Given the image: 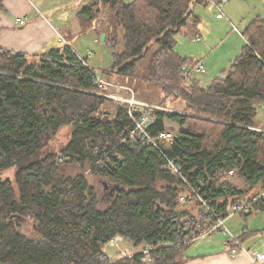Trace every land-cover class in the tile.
Here are the masks:
<instances>
[{"label":"trees","instance_id":"16d2710c","mask_svg":"<svg viewBox=\"0 0 264 264\" xmlns=\"http://www.w3.org/2000/svg\"><path fill=\"white\" fill-rule=\"evenodd\" d=\"M209 4L94 0L78 13L86 22L109 9L107 81L131 76L143 61L144 80L184 100V114L152 112L151 135L167 132L165 120L181 130L161 151L139 136L130 139L134 124L126 105L93 94L94 74L70 47L36 55L31 63L25 54L0 48V264H179L189 245L178 243L216 223L202 208L195 217L190 207L206 203L224 218L233 204L264 187V131L256 125V106H264L258 59H264V20L247 25L248 44L222 77L201 88L188 83L193 73L182 71L197 61L173 47L178 34L197 32L194 8ZM62 127H70V139L56 153L49 144ZM167 160L180 167L181 178L164 169ZM75 166L82 170L69 174ZM85 166L114 187L103 210ZM10 170L11 178L4 177ZM230 171L237 181H219ZM263 211L264 200L254 212ZM24 220L32 221L39 241L21 234ZM115 236L154 247L150 260H109L103 248Z\"/></svg>","mask_w":264,"mask_h":264},{"label":"crops","instance_id":"0c3cea01","mask_svg":"<svg viewBox=\"0 0 264 264\" xmlns=\"http://www.w3.org/2000/svg\"><path fill=\"white\" fill-rule=\"evenodd\" d=\"M39 1L46 5V10H51L56 0ZM92 1L94 0H64L69 8L65 10L64 15L53 18L59 29L67 32L61 34L47 18L46 20L42 19V15L38 14L31 0H1L0 48L13 53L25 54L28 57H36V55L63 46L71 48V44L65 37H73L71 43L74 45L81 38L80 34L86 33L83 30L87 29L88 21L80 19L78 13ZM220 2L221 0H210V4L206 8L196 6L194 13L200 18V23L196 28L197 32L193 34L184 31L178 34L173 47L174 53L182 58L200 62L209 74L216 72L215 78L224 75L222 71L230 66L248 44L243 37V32H240L232 23L233 20L218 10ZM34 15L37 17L34 18ZM49 16L53 17L51 14ZM74 31L78 34H75ZM195 34L200 36L199 39H193ZM225 44L227 45L222 47ZM48 45L56 46L48 49ZM71 50L93 74L100 75L106 82L111 83L105 79V71L100 73L87 64L88 58L92 56L91 51L86 52V57L83 58L73 48ZM220 57L228 60L227 68H222L221 61L217 63ZM187 70L189 71L188 68ZM192 75L195 78L197 74ZM195 83H197L196 78ZM256 125L264 131V119L256 120ZM225 226L237 238L241 247H235L228 236L216 234L213 237H208L211 239L209 241L203 242L206 239L203 238L190 244L185 251L184 260L179 264H251L248 251L251 253L264 252V211L253 212L245 217H231L225 221ZM217 236H221L223 239H216Z\"/></svg>","mask_w":264,"mask_h":264},{"label":"rangeland","instance_id":"374dc122","mask_svg":"<svg viewBox=\"0 0 264 264\" xmlns=\"http://www.w3.org/2000/svg\"><path fill=\"white\" fill-rule=\"evenodd\" d=\"M32 3H34L35 8L37 9L38 14L42 15V19L46 20V18L53 23V26L58 30L59 33H67L66 31H61L62 29H59L58 25L55 24L53 18H57L60 15L65 14V10L68 7V4L64 2V0H56L55 5L52 6L51 10H46V5L43 4L42 1L39 0H31ZM125 3L131 2L132 0H121ZM220 8L218 9L222 14L227 15L231 18L232 23L234 26L241 32H243L246 25L252 20L255 19L257 16H259L262 20H264V0H229L227 3L223 5H218ZM217 6V7H218ZM109 9L107 7H104L102 11L95 15L91 21L87 22V31L83 30L81 33V38H79V41L77 44H72L73 37H65L68 43L71 44V48H73L81 57H86V52L91 51L92 56L88 58L87 64L89 67H91L93 70L99 71L100 73L109 70L111 66V59H112V50L108 47L106 40L111 39L112 35V22L110 20L109 16ZM52 15L51 18L49 15ZM37 17V15H34V18ZM95 18V19H94ZM24 23V21H23ZM98 23V24H97ZM73 32V31H72ZM75 32V31H74ZM80 32V31H78ZM75 34H78L75 32ZM120 36V32H119ZM102 37L103 41H102ZM54 42V41H53ZM119 45L121 46V39L119 41ZM227 44H225L222 47H225ZM56 45H48L47 48L51 49L55 47ZM29 63H31L34 59V57H28ZM221 61L220 64L222 65V68H227L229 66V63L227 59L220 57L217 60ZM219 64V65H220ZM143 65L145 63L142 61L141 63H138L137 69L132 73L131 76L128 77H119L116 82L121 85H126L125 87H128L132 90L129 91L131 94V91L133 95H135L136 101L139 103L144 104H150V105H156L160 110H153L154 111H163V112H170V113H178V114H184V106L185 102L182 98L177 96V92H172L171 94H164L159 86H156L155 84L150 83L146 79L144 80L142 76L145 74V72L142 71ZM206 67V66H205ZM206 72L195 75V78L197 79V83L201 88H207L211 81L217 76V73H211L209 74L207 69H205ZM194 76L191 75L189 77L188 83L195 84ZM121 92L124 91V89H119ZM108 90H105L106 92ZM113 93L115 91H112ZM112 93V96L115 94ZM125 96L126 92H123ZM107 104V103H106ZM264 106H256V120L264 119V114H262V111H264ZM105 110V109H103ZM102 110V111H103ZM154 113L150 112L151 120L153 119ZM155 120V116H154ZM154 122V121H153ZM166 130L168 133L174 137L177 133H179L181 130L180 128L172 122H169L167 120L164 121ZM70 127H62L54 139L50 142L49 148L54 149L56 153H59L60 149L65 147V145L68 143L70 139ZM61 161H68L66 158H63L62 156L59 157ZM71 166V165H70ZM69 174H75L77 171L82 170L79 166L71 167L66 169ZM84 173L86 174L87 181L89 182L90 186L93 187L99 197V205L98 208L105 209L107 207V204L109 201L113 198L115 194L114 187L104 181L103 179L97 178L94 175L90 173V168L88 166L83 167ZM13 175V171L10 170L8 172L4 173V177H10ZM219 181H224L226 179L230 181H237V178L232 175L225 176L224 174H220L218 176ZM186 205V203H184ZM199 208H202V206H192L190 207V212L192 215L197 217ZM20 232L23 236L34 240L39 241V236L35 233L33 229V223L30 220H24L20 221ZM220 237V238H219ZM210 238H206L204 241H209ZM216 239L222 240L221 236H217ZM211 240V239H210ZM215 241V240H212ZM106 247L103 248L106 253L116 254L117 252L111 251V249H107ZM116 259V258H115Z\"/></svg>","mask_w":264,"mask_h":264},{"label":"built area","instance_id":"2783aa9c","mask_svg":"<svg viewBox=\"0 0 264 264\" xmlns=\"http://www.w3.org/2000/svg\"><path fill=\"white\" fill-rule=\"evenodd\" d=\"M227 2L228 0H221ZM91 56V53H89ZM260 65L264 68V59L258 57ZM83 63V62H82ZM182 71L187 74L188 72L191 74H201L205 72L203 65L200 62H196V64L187 70V68L183 67ZM119 89H124L123 92H126V95L121 92ZM105 90H108L104 92ZM132 90L128 87L112 84L106 82L100 75L94 74V91L93 94L106 98L114 103L124 106L125 111L127 112L129 118L132 120L134 124L133 135L130 137L131 140L134 141V137L139 136L144 145L157 151H161L162 147L166 144V140L172 138V135L168 132L159 133L158 135H151L148 132V127L153 123V119L151 120L150 112L153 110H160L156 105L139 103L135 99V95L131 94L129 91ZM112 91H115L114 93ZM112 93L115 94L112 96ZM165 170L170 171L173 175L182 177L181 170L178 165L175 164L174 161L167 160L166 165L164 167ZM233 172L230 171L228 173H224L225 176L232 175ZM264 200V187L256 194L241 200L235 204H233L229 208V212L224 218L216 217V214L210 209V207L206 203L203 204L204 212L207 216H210L216 219V223H214L207 230L200 231L197 235H193L182 242H179V245H190L200 239H205L208 237H213L216 234H222L229 237V240L234 243L235 247H241L237 238L234 237L226 228L225 221L234 216H248L252 214L256 208V206ZM181 202H185L183 197L180 198ZM163 246H169V244L165 243ZM107 249H111V251L117 252L116 254L106 253L103 250L107 258L111 261L120 259V258H132L134 256H140V261L142 263H147L149 258L150 251L154 250V247L149 245H140L134 246L131 242L124 239L122 236L113 237L105 246ZM106 249V250H107ZM234 253V252H233ZM250 255L251 264H264V252L262 253H251L247 252ZM116 258V259H115Z\"/></svg>","mask_w":264,"mask_h":264},{"label":"water","instance_id":"95a60500","mask_svg":"<svg viewBox=\"0 0 264 264\" xmlns=\"http://www.w3.org/2000/svg\"><path fill=\"white\" fill-rule=\"evenodd\" d=\"M102 39H103V37H102Z\"/></svg>","mask_w":264,"mask_h":264}]
</instances>
